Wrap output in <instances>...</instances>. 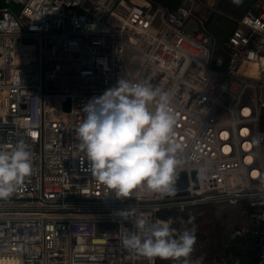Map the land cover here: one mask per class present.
<instances>
[{
    "label": "built area",
    "instance_id": "1",
    "mask_svg": "<svg viewBox=\"0 0 264 264\" xmlns=\"http://www.w3.org/2000/svg\"><path fill=\"white\" fill-rule=\"evenodd\" d=\"M5 1L0 150L23 141L33 169L11 197L0 199V258L150 264L121 243L123 234L137 231L136 218L167 220L159 213L169 209L177 220L244 202L247 220L230 228L227 241L249 237L257 264H264V0L233 18L236 26L221 42L196 0L173 8L155 0ZM119 79L172 94L187 194L133 190L117 198L96 182L76 130L84 106ZM230 258L218 254L210 264Z\"/></svg>",
    "mask_w": 264,
    "mask_h": 264
},
{
    "label": "clouds",
    "instance_id": "2",
    "mask_svg": "<svg viewBox=\"0 0 264 264\" xmlns=\"http://www.w3.org/2000/svg\"><path fill=\"white\" fill-rule=\"evenodd\" d=\"M172 99L159 87L119 79L84 106L86 116L76 130L79 147L96 182L117 198H127L133 190L174 192L181 145L174 139L177 116ZM32 169V154L23 141L0 150V199L11 197ZM172 224L171 218L153 222L136 218L137 231L123 234L121 243L150 264L157 258L189 264L195 236L189 231L178 233ZM0 264L10 261L0 258Z\"/></svg>",
    "mask_w": 264,
    "mask_h": 264
},
{
    "label": "rangeland",
    "instance_id": "3",
    "mask_svg": "<svg viewBox=\"0 0 264 264\" xmlns=\"http://www.w3.org/2000/svg\"><path fill=\"white\" fill-rule=\"evenodd\" d=\"M196 3L198 4L199 11L204 9L208 11L207 15L212 10L203 0H196ZM10 5L12 6V4ZM194 25L195 23L193 21H189L186 24V29L191 31ZM230 27L231 25L229 22L220 15H215L207 23L208 30L217 42L226 39ZM245 209V206L242 205H224L206 208L204 214L199 216L200 222L197 224L198 229L196 227V230H193L195 234V244L194 251L188 258L189 264H210L211 258L218 254H222L223 251L220 246L223 243L226 244L225 241L228 240L230 228L247 220ZM172 226L177 230L188 231L189 229L188 223L173 224ZM249 260L242 262V264H248ZM139 264H146V262L141 261ZM156 264H171V260H161L157 258Z\"/></svg>",
    "mask_w": 264,
    "mask_h": 264
},
{
    "label": "trees",
    "instance_id": "4",
    "mask_svg": "<svg viewBox=\"0 0 264 264\" xmlns=\"http://www.w3.org/2000/svg\"><path fill=\"white\" fill-rule=\"evenodd\" d=\"M134 1H136L137 3H140V4L142 3L141 0H134ZM155 1L159 2L160 4H162L164 6H167L169 8H173L181 2V0H155ZM254 1L255 0H221L218 7H219V10L225 12V14L238 18V17H241L245 13L246 8L250 7ZM7 5H9V4L6 3L5 0H0V10L2 8L6 7ZM225 14H224V16H225ZM225 19L231 25L230 30H229L231 32V30L236 26V22L233 18L232 19L225 18ZM228 35L226 36V38L228 37ZM260 128H261V130L264 131V109H263L262 114H261ZM242 206H245V208H246V204L244 202H243ZM250 210H252V208L248 207L247 211L250 212ZM159 214L165 218H168V219L171 218L173 220V224L188 223V225H189L188 231L191 232L192 234H194L193 230L195 231L196 227L198 229L197 224L200 222L199 216L184 217V218L176 220V219L172 218L173 211H171L169 209L163 210ZM172 227L175 228L174 226H172ZM177 232L180 233V232H183V230H177ZM194 236H195V234H194ZM225 242H226V244L223 243L220 246L221 250L223 251L222 254H225V255L230 256V257L237 256V257H239L241 262L248 261L251 258L253 252L255 251L253 243L251 242V240L247 236L236 238L232 241H225ZM171 264H182V260H171Z\"/></svg>",
    "mask_w": 264,
    "mask_h": 264
},
{
    "label": "water",
    "instance_id": "5",
    "mask_svg": "<svg viewBox=\"0 0 264 264\" xmlns=\"http://www.w3.org/2000/svg\"><path fill=\"white\" fill-rule=\"evenodd\" d=\"M191 183L193 188L197 186V179L195 170H191L190 172ZM188 186V175L185 170H180L177 172V176L174 181V192L166 194L167 196H174V195H184L187 194L188 191L186 187ZM227 264H242L241 260L237 256H232ZM248 264H257V255L256 251L253 252Z\"/></svg>",
    "mask_w": 264,
    "mask_h": 264
},
{
    "label": "crops",
    "instance_id": "6",
    "mask_svg": "<svg viewBox=\"0 0 264 264\" xmlns=\"http://www.w3.org/2000/svg\"><path fill=\"white\" fill-rule=\"evenodd\" d=\"M203 1L205 2V4L209 8H212V10L210 11L209 16H208L209 17L208 21L210 19H212L215 15H220V16H223V18H229V19L235 18V17H233L231 15H227V14H225V12L219 10L218 5H219V3H220L221 0H203ZM202 13L207 14L208 11L207 10H204V11H202ZM224 14H225V16H224ZM228 34H230V31H229Z\"/></svg>",
    "mask_w": 264,
    "mask_h": 264
},
{
    "label": "bare ground",
    "instance_id": "7",
    "mask_svg": "<svg viewBox=\"0 0 264 264\" xmlns=\"http://www.w3.org/2000/svg\"><path fill=\"white\" fill-rule=\"evenodd\" d=\"M132 1H134V0H132ZM142 1V3L141 4H143V3H145V1L144 0H141ZM134 2H136V1H134ZM140 4V3H139ZM263 62H264V59H263ZM148 192V191H147ZM148 193H150V192H148Z\"/></svg>",
    "mask_w": 264,
    "mask_h": 264
}]
</instances>
